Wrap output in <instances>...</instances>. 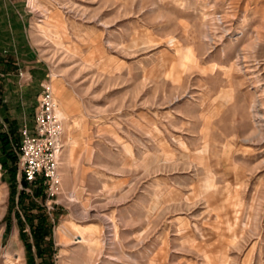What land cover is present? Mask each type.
I'll list each match as a JSON object with an SVG mask.
<instances>
[{"label":"rangeland","instance_id":"374dc122","mask_svg":"<svg viewBox=\"0 0 264 264\" xmlns=\"http://www.w3.org/2000/svg\"><path fill=\"white\" fill-rule=\"evenodd\" d=\"M6 1L0 264H40L17 151L46 84L65 116L58 190L33 198L43 264H264V0Z\"/></svg>","mask_w":264,"mask_h":264},{"label":"built area","instance_id":"2783aa9c","mask_svg":"<svg viewBox=\"0 0 264 264\" xmlns=\"http://www.w3.org/2000/svg\"><path fill=\"white\" fill-rule=\"evenodd\" d=\"M18 176L29 185L41 180L47 197L58 190L59 165L63 149V123L49 85H43L33 112L32 125L18 129Z\"/></svg>","mask_w":264,"mask_h":264},{"label":"trees","instance_id":"16d2710c","mask_svg":"<svg viewBox=\"0 0 264 264\" xmlns=\"http://www.w3.org/2000/svg\"><path fill=\"white\" fill-rule=\"evenodd\" d=\"M22 184L25 186H32L33 192V198L34 197H42L43 194V189L44 186L41 182V180H37L35 183L29 185L28 183H26L24 181V179H22ZM33 198L29 199V203L31 205L32 208L29 209H36L37 210V214L36 215H29V213L25 216V221L27 222V224L29 225V228L31 230V235L33 238V242H34V246L36 248L37 251V257L39 260L40 264H43L44 260H45V255H44V244H45V240L44 238L46 237V235L49 234L50 232V222H49V218L46 214V211L44 209V207H39ZM38 220L37 224L34 223V220ZM28 245V243H26ZM29 246V245H28Z\"/></svg>","mask_w":264,"mask_h":264},{"label":"crops","instance_id":"0c3cea01","mask_svg":"<svg viewBox=\"0 0 264 264\" xmlns=\"http://www.w3.org/2000/svg\"><path fill=\"white\" fill-rule=\"evenodd\" d=\"M6 4V0H0V50H4V52H6L5 50L10 51L15 49V45L18 43V41L23 43V32H21V29H15V23L12 22L14 14H12L10 18ZM21 47L26 50L25 44H23ZM28 125L31 126L32 121Z\"/></svg>","mask_w":264,"mask_h":264},{"label":"bare ground","instance_id":"6f19581e","mask_svg":"<svg viewBox=\"0 0 264 264\" xmlns=\"http://www.w3.org/2000/svg\"><path fill=\"white\" fill-rule=\"evenodd\" d=\"M42 23H43V21H41ZM41 27V26H40ZM208 38V37H207ZM55 100H56V98H55ZM56 103H57V101H56ZM61 114L63 115V116H65V114H64V112H63V109H58V105H57V115H58V117L60 118V116H61ZM60 115V116H59ZM61 118H62V116H61ZM60 118V119H61ZM246 141H249V140H246ZM97 240H99L98 239V237L96 236V235H91L89 238H88V241L90 242V244H91V248H92V250H93V248L95 247V246H97L100 242L99 241H97ZM99 242V243H98Z\"/></svg>","mask_w":264,"mask_h":264}]
</instances>
